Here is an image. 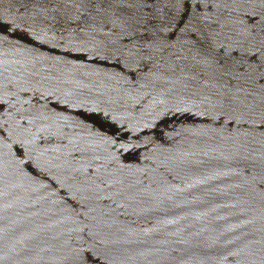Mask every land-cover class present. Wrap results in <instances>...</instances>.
I'll return each mask as SVG.
<instances>
[{"label":"water","instance_id":"water-1","mask_svg":"<svg viewBox=\"0 0 264 264\" xmlns=\"http://www.w3.org/2000/svg\"><path fill=\"white\" fill-rule=\"evenodd\" d=\"M0 264H264V0H0Z\"/></svg>","mask_w":264,"mask_h":264}]
</instances>
